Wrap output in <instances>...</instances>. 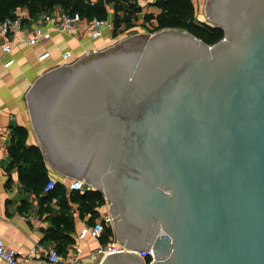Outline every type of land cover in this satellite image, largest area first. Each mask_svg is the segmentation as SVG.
<instances>
[{
  "label": "water",
  "instance_id": "1",
  "mask_svg": "<svg viewBox=\"0 0 264 264\" xmlns=\"http://www.w3.org/2000/svg\"><path fill=\"white\" fill-rule=\"evenodd\" d=\"M204 15L214 44L136 35L26 93L47 160L108 202L123 249L99 264H264V0Z\"/></svg>",
  "mask_w": 264,
  "mask_h": 264
},
{
  "label": "crops",
  "instance_id": "2",
  "mask_svg": "<svg viewBox=\"0 0 264 264\" xmlns=\"http://www.w3.org/2000/svg\"><path fill=\"white\" fill-rule=\"evenodd\" d=\"M89 1L95 2V0ZM131 2L136 3L141 9L137 14L136 23L133 22L134 27L146 29L149 26H155V20L149 22L143 20L145 14L155 16L160 12L159 8L151 5L153 0H131ZM191 2L195 17L200 20L196 9L198 8L200 11L199 7L205 1L191 0ZM55 9L60 8L56 6ZM106 9L108 12L107 19L112 21V6L107 5ZM19 12L25 14V20L21 32L9 37L12 46L11 53L3 54L0 47V236L6 246L21 253V264H52L42 255V250L56 246L55 242L45 238L46 229L51 227L50 221L47 219L50 214L45 210V207L48 206L54 211H58L59 200L52 198L47 203L39 202L33 193L24 190V186L18 180L16 168H8L10 158L7 153V146L11 137L10 126L18 125L24 127L27 132L25 145L36 146L42 152L48 180L52 179L55 184H62L66 190L64 202L69 206L73 223L72 230L68 233L71 242L62 247L56 246L63 258L62 264H86L89 260V254L101 241L89 235L77 239V235L82 229L108 213V202L104 199V204L96 208L98 217L93 220L89 218L88 214L79 216L78 204L72 202L68 195L70 191H76L70 190L68 187L69 181L73 178L61 175L45 157L30 123L26 93L30 85L39 76L60 67L63 52L69 51L72 58H78L92 50L109 49L119 42L124 25L119 27L115 35L112 30L105 29L101 37L93 39L84 27L85 20L79 23L72 36L53 31L48 24L42 23L43 38L35 45L29 46L24 42V37L38 24V17L41 14L30 18L26 8L19 9ZM44 52H48L49 55L39 60L38 56ZM9 58L13 59V64L4 67L3 62ZM45 192L44 188L43 195ZM111 237L109 236V238ZM32 247H36V251L31 252ZM70 258L77 259L68 263ZM0 264L6 263L0 262Z\"/></svg>",
  "mask_w": 264,
  "mask_h": 264
},
{
  "label": "trees",
  "instance_id": "3",
  "mask_svg": "<svg viewBox=\"0 0 264 264\" xmlns=\"http://www.w3.org/2000/svg\"><path fill=\"white\" fill-rule=\"evenodd\" d=\"M107 5L113 9L112 33L117 34L121 25L125 29L134 27L140 7L131 0H0V22L7 18H13L19 14V9L26 8L30 18L40 14L49 13L58 6L61 10L70 14L78 13L81 18L106 19L108 12ZM151 5L160 9V12L143 15V20L149 22L155 20L153 31L164 28L184 30L203 43L211 45L223 38V30L208 22L197 21L194 7L191 0H153ZM11 137L7 146V153L10 158L8 168H16L20 184L26 192L33 193L41 203H47L52 198L59 200L58 211L46 206L45 210L50 214L47 218L51 227L46 229L45 238L52 240L55 245L62 247L71 242L68 233L72 230V218L69 213V206L65 204L64 197L66 190L60 183H56L52 189L43 190L48 181L43 154L36 146H26L27 132L24 127L18 125L10 126ZM69 199L78 204L79 216L88 214L90 219L98 217L96 208L104 204V198L99 190H85L83 193L70 191ZM113 236V230L105 227L101 242ZM55 246V247H56ZM148 262V260L146 259Z\"/></svg>",
  "mask_w": 264,
  "mask_h": 264
},
{
  "label": "built area",
  "instance_id": "4",
  "mask_svg": "<svg viewBox=\"0 0 264 264\" xmlns=\"http://www.w3.org/2000/svg\"><path fill=\"white\" fill-rule=\"evenodd\" d=\"M38 20V24L32 28L30 33L24 37V42L29 45H35L43 38V30L41 28V24H48L53 31L64 33L67 35H73L78 28L80 22L85 20L84 27L88 30L90 37L95 39L102 36L103 31L105 29L112 30L113 25L112 21L109 19H98V18H91V19H83L80 17L78 13L70 14L66 11L61 9H54L49 13L41 14ZM25 20V14L19 12L13 18L7 17L0 22V47L3 54L11 53L12 46L10 41V36L16 33H20L22 29V25ZM104 50L96 51L92 50L88 53H85L83 56L78 58H72L71 53L69 51H65L61 54L62 57V66L71 65L82 57L87 54H94L98 52H102ZM49 55L48 52H44L38 56L39 60L46 58ZM13 64V59L9 58L3 62L4 67H9ZM55 185V181L50 179L48 180L45 191H48L53 188ZM68 187L70 190H76L80 192H84L85 190L91 189L88 185H86L83 180L81 179H71L69 181ZM112 218L109 213L103 215L98 220L94 221L93 224L87 226L86 228L82 229L79 234L77 235V239H82L86 235L91 236L95 239H100L103 235V231L105 227H110L112 229ZM36 247H32L30 250L31 252L36 251ZM123 248L115 241L114 234L111 238H108L105 242H99L97 247L89 254L88 262L86 264H99L101 260L108 255L110 252H119ZM144 259H147L148 262L152 261L153 255L152 251L149 249L147 251H141L138 253ZM42 255L48 260V262L52 264H62L63 258L59 254L58 250L55 246H51L42 250ZM77 258H70L68 263H72L76 261ZM22 257L21 253L16 250L9 248L5 245L2 237L0 236V262L6 264H21Z\"/></svg>",
  "mask_w": 264,
  "mask_h": 264
},
{
  "label": "rangeland",
  "instance_id": "5",
  "mask_svg": "<svg viewBox=\"0 0 264 264\" xmlns=\"http://www.w3.org/2000/svg\"><path fill=\"white\" fill-rule=\"evenodd\" d=\"M205 1V3L204 4H202L201 5V7H199L200 8V11L198 10V8L196 9V11H197V15L198 16H200V20L199 21H201V22H208V23H210L207 19H206V17H205V15H204V9H205V4H206V1L207 0H204ZM204 5V6H203ZM136 21V20H135ZM134 21V23H136ZM198 21V20H197ZM135 25V24H134ZM154 32H156V31H153V26H149V27H147L146 29L145 28H135V27H130V28H128V29H123V33H122V37L120 38V40H119V42L118 43H116L115 45H117V44H119L120 42H122L123 40H125V39H127V38H131V37H133V36H136V35H142V34H147V35H149V34H152V33H154ZM114 45V46H115ZM115 238V237H114Z\"/></svg>",
  "mask_w": 264,
  "mask_h": 264
}]
</instances>
